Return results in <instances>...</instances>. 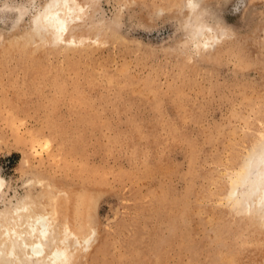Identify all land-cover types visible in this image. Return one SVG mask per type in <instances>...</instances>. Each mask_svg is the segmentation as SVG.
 <instances>
[{"label": "rangeland", "instance_id": "374dc122", "mask_svg": "<svg viewBox=\"0 0 264 264\" xmlns=\"http://www.w3.org/2000/svg\"><path fill=\"white\" fill-rule=\"evenodd\" d=\"M86 1L53 42L44 0H0V209L62 204L96 229L80 264H264V0Z\"/></svg>", "mask_w": 264, "mask_h": 264}, {"label": "bare ground", "instance_id": "6f19581e", "mask_svg": "<svg viewBox=\"0 0 264 264\" xmlns=\"http://www.w3.org/2000/svg\"><path fill=\"white\" fill-rule=\"evenodd\" d=\"M35 2L28 0L29 5H35ZM42 3L33 17V25L47 36L51 35L53 42L64 41L69 25L81 19L84 9L90 4L86 0H44ZM188 5L193 9L197 3L192 0ZM198 20L201 25L196 26L195 32H199L201 50L221 41L219 32L202 23V16ZM206 30H209V36ZM70 38L73 44L79 39L78 36ZM243 176L248 182L254 208L261 214L254 220L258 224L264 219V140L254 145ZM4 185L0 178V192ZM0 216V255L8 257L11 264H80L86 258L82 252L95 242V228H89L87 234L74 230L64 206L50 204L45 196L22 197L14 205L0 209Z\"/></svg>", "mask_w": 264, "mask_h": 264}]
</instances>
